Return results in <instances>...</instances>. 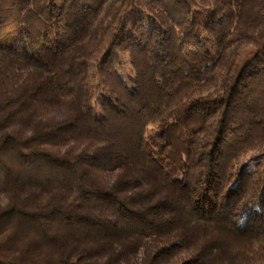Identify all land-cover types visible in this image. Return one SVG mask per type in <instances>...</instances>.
<instances>
[{"label":"trees","instance_id":"16d2710c","mask_svg":"<svg viewBox=\"0 0 264 264\" xmlns=\"http://www.w3.org/2000/svg\"><path fill=\"white\" fill-rule=\"evenodd\" d=\"M0 264H264V0H0Z\"/></svg>","mask_w":264,"mask_h":264},{"label":"rangeland","instance_id":"374dc122","mask_svg":"<svg viewBox=\"0 0 264 264\" xmlns=\"http://www.w3.org/2000/svg\"><path fill=\"white\" fill-rule=\"evenodd\" d=\"M241 62H242V59L241 60H238V65L241 64Z\"/></svg>","mask_w":264,"mask_h":264}]
</instances>
